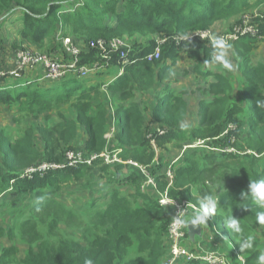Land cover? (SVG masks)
Returning <instances> with one entry per match:
<instances>
[{
	"label": "trees",
	"instance_id": "1",
	"mask_svg": "<svg viewBox=\"0 0 264 264\" xmlns=\"http://www.w3.org/2000/svg\"><path fill=\"white\" fill-rule=\"evenodd\" d=\"M81 2H86L84 7L80 6ZM262 2L264 0H0V27H7L14 20L17 25L14 30L23 39L40 45L66 25L75 33L87 35L88 49L80 53L82 62L102 55L107 56L113 66L121 50L100 51L89 45L126 31L184 35L243 14ZM58 13L61 15L57 16ZM260 19L252 24L258 30L257 36L245 35L234 44L247 49L252 47L253 39H264V14ZM61 20L64 23L59 28ZM154 46L131 49L130 53L139 57L151 52L149 49ZM178 47L160 58L159 69L166 68L163 67L166 59L175 60L181 53L190 52L199 63V74L205 71L207 78L209 65L204 61L210 60L213 52L208 43L194 37L189 45L181 43ZM64 59L67 60V56ZM236 69L230 77L212 73L214 79L199 90L205 96L198 103L195 126L188 130L179 127L181 121H186L188 111L183 93L177 92L172 83H166V88H162L165 85L162 83L155 91H150L155 103L146 105L145 119L133 102L122 104L126 96L120 99L113 114L104 103L95 102L103 84L100 77L107 71L92 79H79L68 72L61 80L40 82L35 77L31 83L20 84L32 80L26 78L11 83L10 88L7 80L0 82V105L9 110L16 108L34 118L61 104L70 103L72 110L68 116L58 113L56 120L47 115L44 122L34 124L17 137L6 128L0 129V167L3 170L0 196L11 195L9 204L17 207L13 212V226L5 232L0 227V264H84L86 258H91L94 264H167L171 256L167 229L176 209L173 205H159V195L166 189L170 199L197 206L204 194L218 195L217 214L209 217L204 226L209 227L210 242L218 239L233 248L232 257L231 254L222 256L224 251L214 246L210 251H191L196 245L188 249L190 238L184 226L182 246L193 258L180 257L174 264H208L202 258L210 253L223 258L226 264H240L238 256H242L244 264H256V257L264 247L254 244L252 249L241 252L242 237L225 228L224 218L232 215L240 219L243 236L255 235L258 227L264 228L255 221L256 213L264 208L250 197L241 198V193L248 191L249 180L264 179V64L253 66L245 53ZM137 75L150 80L141 91H148L157 77L150 64L139 62L127 67L108 89L117 93L120 85L125 82L131 85ZM114 116L119 123L117 127L115 121V133L108 140L104 136ZM160 131L165 133L159 135ZM186 134L191 137L190 143L182 146L174 158L170 160L161 152L157 154L158 149L169 145L180 146ZM231 137L236 138V143L231 142ZM202 140V145L196 144ZM227 147L242 152L251 150L254 154L227 153ZM105 149H119V157L141 166L154 179L156 187L148 185L141 190L146 176L138 167L106 165L101 159L89 165L21 178L25 169L42 162L62 164L69 151L88 157ZM167 171L173 174L169 187ZM72 182L76 184L73 194L80 195L90 192L93 184L97 185L102 199L100 205L97 206L95 200H85L81 203L85 209L81 210L74 202L60 201L63 185ZM245 206L248 208H242ZM3 237L10 244L4 242ZM19 247H23V251Z\"/></svg>",
	"mask_w": 264,
	"mask_h": 264
},
{
	"label": "rangeland",
	"instance_id": "2",
	"mask_svg": "<svg viewBox=\"0 0 264 264\" xmlns=\"http://www.w3.org/2000/svg\"><path fill=\"white\" fill-rule=\"evenodd\" d=\"M86 2H81L80 6L84 7ZM264 14V3H260L257 6H254L249 11L244 12L243 14H239L236 16H233L231 18L222 19L220 21H217V23L208 25L207 28H203L200 30H197L196 32H187L184 35L191 36L192 34H202L204 32H209L210 37L212 35H218V36H225L232 33V29L235 27H238L242 25L243 22H250L251 24H256L257 21L261 20L260 16ZM61 13H58L57 16H60ZM240 21V22H239ZM239 22V23H237ZM64 23L63 20L59 23L60 26ZM237 23V24H236ZM0 27V70L3 72H7L11 68V62L10 59L13 58L17 51H30L28 48L31 47L37 52L38 50H44V51H51L54 48L57 47L58 39L60 37H68L71 39V41L77 46L78 50L80 52H83L88 48L87 46V35L86 34H80L75 33L70 27H67L66 25L63 26V30H55L52 37L45 39L42 44L36 45L32 44L31 42L23 39L21 35H19L14 29L17 27V25L14 23V20H11L8 25ZM9 29V30H8ZM115 34L114 36L108 38V39H102L101 42L105 43L104 46H107L108 44H111L114 41L123 42L125 44H128L131 49L137 50L138 47L143 48H149L148 46L157 45L159 42H163L162 45L159 46V61L150 63L151 69L156 72V81L155 83L148 88L149 90L141 91L140 89L142 87H146L148 85V78H145L141 75H137L136 78L131 82V85H128V83H123L118 88V92L114 93V89H107L105 92H100L98 96L95 98V102L97 103H104L105 108L107 106L109 112L110 108H114L116 110L117 106L119 105L118 102H120V99L122 97L124 98L122 101L123 105H126L129 102H133L134 105L140 110V112L143 114V117L146 119V111L145 107L148 104V102H154V99L150 97V91H155V89L160 86L162 83H172V82H178L179 87L181 86L183 90V98L186 101V112L188 111L187 119L190 118V108L191 106H194V109L197 107L198 109V103L205 95H203L199 90L202 87H206L208 84V81L213 80L214 76L212 75L213 72H216V74H227L228 77L235 74L236 65L241 60L242 56L247 53V56L249 57L251 64L254 65H262L264 64V39L258 38L253 39L252 41V47H243L242 45H235L234 42H229L232 44V49L230 51V59L233 62L234 65V71L232 72H225L222 69L214 68L212 65H209L207 68V73H209L210 78H205L206 72L204 71L201 75L198 74L199 71V63L196 59H193L191 57L190 52L181 53L179 56L175 58V60L166 59V62L163 64V67L166 66L165 69H159L162 64L160 63L162 57H165L172 48H175L178 50V46L180 44H177L176 42H173L171 40L172 36L177 38H182L184 35H171V36H165L161 35L159 33H145V32H138V31H126L122 32L121 35ZM210 37L209 39H206L205 42L208 43V46L212 49L210 44ZM200 38V37H198ZM201 39V38H200ZM202 40V39H201ZM192 39L190 41L185 42L184 39L178 40L177 42H182L184 45H189L191 43ZM40 46V47H39ZM154 46V47H155ZM153 48H150L149 50H153ZM189 47V46H188ZM191 47V46H190ZM213 50V49H212ZM161 58V59H160ZM234 58V61H233ZM12 61V60H11ZM162 70V71H160ZM91 78V77H88ZM132 78V76H131ZM26 79V78H25ZM22 79V80H25ZM86 79V78H85ZM5 81V80H4ZM150 81V80H149ZM8 87L10 88L11 81L7 80ZM28 81H22L21 83H25ZM17 84V85H20ZM130 86V87H129ZM166 84L162 88L165 87ZM173 87H175L174 84H172ZM12 89V88H11ZM120 90L123 92L120 94ZM128 92V93H125ZM115 95V96H114ZM155 103V102H154ZM121 105V104H120ZM64 113L66 116L70 115L72 113L70 103L68 104H61L57 106L56 109H52L49 111L44 112L43 114H40L37 118L32 117L31 115L26 116L24 111L20 112L16 108L13 110H9L7 107L0 105V129L6 128L8 131H11L16 137L20 134H23L26 130H29L30 128H33L34 124L44 122V118L49 115L52 117V119L56 120V115L58 113ZM145 112V113H144ZM197 114V113H196ZM195 114V117H196ZM196 120V118H195ZM118 120H117V127H118ZM194 123H189L190 127L192 128ZM188 130V129H187ZM185 139L180 143V146L176 144L175 146L169 145L166 149H158V152H161L163 156L167 157L168 159L174 158L177 154L180 153L182 150V146L189 144L191 140V137H188L186 134ZM2 168L0 167V172H2ZM76 184L75 182H72L68 185H63L60 192H63L62 195H60L58 198L60 201H66L67 203L71 204L74 202L75 206L78 208H81V210H84L85 207L82 206V201L85 200H95V203H97V206L100 205V202L102 199L99 197L101 194L98 190L97 185L93 184V189L90 192H85V194L80 195L78 193L73 194V190H75ZM73 194V195H72ZM12 198L10 195H2L0 196V227L2 228L3 232L7 231L11 226L14 224L13 220V212L17 207H12L9 204V200ZM78 198V200H77ZM207 231H204V233L199 234L198 237L200 238L199 244L196 245L194 249H190L191 251H197V249L202 250V252L210 251L209 248H220L218 243L222 244V249L224 251L223 255H229L231 254V257L233 256V248L230 246L227 242L215 239L212 242L209 241L208 237V229L209 227H205ZM196 236V235H195ZM194 236V237H195ZM207 236V237H205ZM256 240L254 244H258L260 247H264V228L258 227L256 229L255 235ZM193 237V238H194ZM197 237V236H196ZM197 237V238H198ZM192 238V239H193ZM198 238V239H199ZM4 242H10L6 240L5 237H3ZM202 240L203 243H202ZM205 244V245H204ZM195 245V244H194ZM206 248H205V247ZM208 248V249H207ZM20 251H23V247H19ZM264 251V250H263ZM228 257V256H227ZM242 257V256H240ZM228 260L230 258L228 257ZM242 264V263H240ZM244 264V263H243Z\"/></svg>",
	"mask_w": 264,
	"mask_h": 264
},
{
	"label": "built area",
	"instance_id": "3",
	"mask_svg": "<svg viewBox=\"0 0 264 264\" xmlns=\"http://www.w3.org/2000/svg\"><path fill=\"white\" fill-rule=\"evenodd\" d=\"M258 30L254 27L250 22H243L242 25L235 27L232 29V33L229 35H225L224 37L229 42L238 41L240 37L245 35H251L253 37L257 36ZM194 37H200L202 40L209 39L210 33L204 32L202 34H192L189 36V39H193ZM182 38L173 37L171 40L176 42L177 44H181L182 42H177ZM187 42L188 40H185ZM163 42L157 43L154 49L144 55L137 57V54L133 55L130 53L132 50L128 44L123 42L114 41L107 46H104L105 43H102L101 40L96 41L89 45V48H93L95 50H105L109 49L112 51H119L118 53V60L115 62L113 66L109 64L107 56H96L98 59L91 60L87 63L82 62L80 59V51L78 50L77 46L71 41L68 37H60L58 39V50L61 51V54L58 56L40 53V52H32V51H17L15 56L12 58L13 66L12 69L3 72L0 70V82L4 80H10L15 82L17 80L25 79L24 75L27 71H32L36 69H40L42 71L41 75L37 76V81L43 80H61L68 72L74 73L77 78L84 79L90 76L91 74L97 75L98 73H103V71H109L111 68H114V77L110 79L104 87H107L111 84L114 80L118 79L124 74V71L127 67L133 66L139 62L145 63H154L159 61V46L162 45ZM67 56V60L64 57ZM111 67V68H109ZM34 80H30L28 82H32ZM111 114H113V110L111 108ZM115 116L112 117L109 131L105 134L106 139H111L115 133ZM165 132L160 131L159 135L164 134ZM227 131L224 132L226 134ZM236 138L231 137V142L236 143ZM153 145V140L150 142ZM196 144H203V140L199 141ZM227 153L231 154H254L251 150H245L244 152L238 151L233 147L225 148ZM121 151L119 149H105L104 151L100 152L99 154H92L88 157L83 156L80 152H72L69 151L65 154V160L62 164L58 163H48L42 162L38 166L30 167L25 169L21 174V178H31L34 173H38L39 175L45 174L49 170H57L63 169L65 167H77L80 164H91L96 159H101L104 164L106 165H113V164H123V165H132L134 167H138L144 176H146L145 182L141 186V190L144 189L145 186L151 185L155 188V181L154 179L145 172L141 166H138L137 163L126 160L123 161L119 155ZM165 175L168 179V187L171 186L173 174L172 172H165ZM168 198L167 189L159 195L158 203L160 206H169L173 205L176 209L175 215L176 216L179 211V214L187 216V214L192 213V204L186 201H175L173 200L172 204H161V199ZM185 238L184 226L178 225L175 223L174 219L170 222L168 229H167V239H168V246L170 248V258L167 261V264H174L176 260L180 257H185L188 260L192 259V254L182 246V240ZM238 260L240 263H244L242 257L238 256ZM202 259L206 260L208 264H226L223 258L215 255L213 253L208 254L206 257ZM228 264V263H227Z\"/></svg>",
	"mask_w": 264,
	"mask_h": 264
},
{
	"label": "clouds",
	"instance_id": "4",
	"mask_svg": "<svg viewBox=\"0 0 264 264\" xmlns=\"http://www.w3.org/2000/svg\"><path fill=\"white\" fill-rule=\"evenodd\" d=\"M183 39L190 41L189 35H184ZM210 44L213 49L210 60H205L206 65H212L214 68L222 69L225 72L234 71V65L230 59V51L232 44L224 36L212 35L210 37ZM181 130H187L190 125L186 121H181L179 125ZM250 197L251 200L259 207L264 208V179L249 180L248 191L241 193L242 200ZM41 200L43 198H40ZM219 196L211 193L204 194L200 197L197 205H192V214L190 217L185 218L184 215L179 213L173 217L176 224L188 227L206 225L209 217L217 214L219 206ZM160 203L172 204L173 199L164 198ZM242 208H248L247 206ZM255 221L259 225H264V211L256 213ZM224 225L227 230L240 234L242 239L239 242L240 251L243 252L247 249H252L256 237L254 235L243 236V229L241 227L240 219L228 215L224 218ZM84 264H94L91 258H86ZM256 264H264V251H260L256 257Z\"/></svg>",
	"mask_w": 264,
	"mask_h": 264
},
{
	"label": "crops",
	"instance_id": "5",
	"mask_svg": "<svg viewBox=\"0 0 264 264\" xmlns=\"http://www.w3.org/2000/svg\"><path fill=\"white\" fill-rule=\"evenodd\" d=\"M30 51H35L33 48H31V47H29L28 48ZM86 49H88V48H86ZM37 52H40V53H45V54H50V55H55V56H58V55H60L61 54V51L59 52V50H58V46L56 47V48H54L53 50H51V51H44V50H38ZM49 52V53H48ZM81 53V52H80ZM81 55V54H80ZM80 59L82 60V58L80 57ZM12 60V58L10 59V64H11V68H10V70L12 69V66H13V61H11ZM91 61V60H90ZM89 62V61H88ZM84 63H87V62H84ZM114 68H111L109 71H107V72H105L101 77H100V81L101 82H103V84L101 85V88H100V91H102V92H105L107 89H108V87L109 86H114L115 85V81L117 80H114L111 84H109L107 87H104V85L110 80V79H112L115 75H114ZM41 73H42V71L40 70V69H36V70H32V71H27L26 73H25V75H24V78H29V79H32L33 80V78H35V77H37L38 75H41ZM99 74V73H98ZM198 74H199V71H198ZM200 75V74H199ZM88 77H91V78H89V79H92V78H94L95 77V74H91L90 76H88ZM87 77V78H88ZM210 77V76H209ZM208 77V78H209ZM120 78V77H119ZM19 81H17V82H12L11 81V83H18ZM209 82V81H208ZM167 82H165V84H166ZM178 85H179V83L178 82H176ZM175 82H172V84H174L175 85V89H176V91L177 92H183V90H180V89H182L181 88V86L179 87L177 84H176ZM16 86V85H15ZM185 100V99H184ZM186 102V101H185ZM112 110H113V112H114V108L112 107ZM110 113H111V108H110ZM197 107L194 109V106H191V108H190V118H188V119H186V122L189 124V123H194L193 125H195V123H196V120H195V118L197 119ZM195 114H196V117H195ZM115 120L117 121V117L115 116ZM115 124V123H114ZM204 231H207L206 230V228H205V226L204 225H201L200 226V234L202 235V233H204ZM197 236V235H196ZM194 237L193 239H189L188 240V247L191 245L192 246V244H195V245H199V241L197 240V237ZM218 245H219V249H220V251L221 250H223L222 249V244H220V243H218ZM222 254L224 253V252H221Z\"/></svg>",
	"mask_w": 264,
	"mask_h": 264
},
{
	"label": "water",
	"instance_id": "6",
	"mask_svg": "<svg viewBox=\"0 0 264 264\" xmlns=\"http://www.w3.org/2000/svg\"><path fill=\"white\" fill-rule=\"evenodd\" d=\"M187 234L190 239H192L195 235L200 234V226H192L191 224L188 225L187 227Z\"/></svg>",
	"mask_w": 264,
	"mask_h": 264
}]
</instances>
